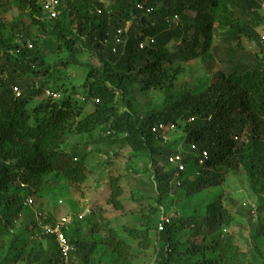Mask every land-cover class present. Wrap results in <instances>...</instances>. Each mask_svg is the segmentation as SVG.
<instances>
[{"label":"trees","instance_id":"obj_1","mask_svg":"<svg viewBox=\"0 0 264 264\" xmlns=\"http://www.w3.org/2000/svg\"><path fill=\"white\" fill-rule=\"evenodd\" d=\"M61 2L56 20L46 19L40 0H16L17 15L5 14L3 18L0 13V234H13L12 249L19 248L16 241L21 234L12 230L16 228L14 219L27 209V197L41 193L50 175L72 185L83 184L89 177L93 153L107 152L103 162L110 166L111 156H120L126 148L147 154L157 169V183L163 184L169 177L161 174L157 159L171 156L182 140L186 147L195 145L210 154L201 174L183 182L181 188L187 196L220 185L223 170L244 171L252 190L260 195L264 190V38L260 34L264 0H112L108 7L97 0ZM9 7L13 8L11 0H0V11ZM149 8L151 14L146 12ZM176 15L183 25L166 23V17ZM40 36L65 50L67 57L49 63ZM147 37L155 38V45L140 49ZM243 38L255 42L259 51L247 53ZM171 43L179 45L172 50ZM77 45L100 67L80 61ZM193 62L209 71L219 68L204 92H192L187 83L177 85ZM72 67L87 71L80 92L64 76ZM135 84L140 85V92L163 91V107L137 117L128 99ZM16 87L20 97L15 95ZM46 90L58 93L59 98H46ZM88 104L92 111L86 110ZM157 124L172 125L183 137L166 143L163 131L153 132ZM73 135L83 136L84 141L69 145ZM184 162L190 164L192 158ZM112 175L108 202L122 209L120 181ZM158 203L163 205L161 199ZM263 210L261 204L258 211ZM204 213L184 223L193 228L194 237L203 236L212 224L219 228L232 225V216L219 202L207 205ZM46 214L44 224L56 222V215ZM32 217L24 223L28 241L50 242L53 252L49 262L57 264L60 249L54 236L30 239L29 224L36 225ZM74 220L79 223L76 215ZM263 224L259 218V228ZM128 231L134 240L144 237L139 244L142 249L150 246L148 231ZM159 235V242L167 246L160 252L159 264H174L183 251L173 224L166 225ZM66 237L74 246L66 264H90L95 245L84 244L70 233ZM215 238L214 245L192 246L190 252L203 255L197 264H239L241 254L233 237L225 240L220 233ZM106 245L127 253V244L113 231ZM207 250L216 255L208 258ZM260 255L264 264V253ZM12 262L16 259L7 260Z\"/></svg>","mask_w":264,"mask_h":264},{"label":"rangeland","instance_id":"obj_2","mask_svg":"<svg viewBox=\"0 0 264 264\" xmlns=\"http://www.w3.org/2000/svg\"><path fill=\"white\" fill-rule=\"evenodd\" d=\"M8 9L1 10V16L17 15L14 11L16 0H11V6ZM13 9V10H12ZM264 16V7L261 11ZM7 18V16L5 17ZM28 22H30L28 20ZM261 37L264 38V26L260 30ZM42 43L41 48L43 55L49 63L61 60L67 57L65 50L58 49V46L45 37L40 36ZM247 53H256L259 48L255 42L242 39ZM176 43H171L172 50L175 49ZM233 47H237L234 42ZM77 48L81 50L78 59L84 63L91 62L97 68L100 64L90 53L82 50L80 45ZM186 75L177 85L187 83L192 92H204L213 81V76L218 67L209 69L199 63H192L187 66ZM65 77L70 78L68 82L73 83L78 91L85 82L87 71L83 67H72L65 71ZM128 99L134 106L136 116H145L150 110H159L163 106L164 92L156 91L150 93L140 92V85H133ZM125 107H120L124 111ZM86 110L92 111V104L86 106ZM181 131L169 134V140H178ZM99 133H96V137ZM167 137V138H168ZM83 136L73 135L69 139V145H74L83 140ZM84 141V140H83ZM179 146L175 147L176 151ZM69 149L72 146L68 147ZM107 152H101L91 155L89 165L90 173L86 182L81 185H72L64 179L55 178L50 175L46 178V183L42 187L41 193H35V208L44 213L56 215V218H63L67 214H76L78 216H89L86 220L84 217L81 222L75 223L73 216L71 223L73 228L69 230L71 236L80 240L87 245H95V251L91 255L90 264H159L160 252L167 248L165 243L159 242V225L163 219H170L174 226V235L176 241L180 244L183 252L177 254L174 264H197L203 260L202 254H193L192 246H211L214 245L215 237L221 233L222 239L232 236L236 246L240 250L241 256L238 257L239 264H262L260 253H264V224L259 228L258 222H253L248 214V208L252 205L264 204V190L260 195L256 194L248 181L244 171L232 173L223 170V180L220 185L208 190L199 192L195 196L189 197L185 189L177 188L173 185L174 168L165 166V158L159 157L158 167L164 169L162 173L168 175V182L163 184L157 183L152 160L147 154H136L129 148L122 150L118 157L111 156L112 165L103 162ZM110 155V154H107ZM108 165V167H107ZM195 164L193 169H195ZM191 169V170H193ZM119 178V187L122 189V195L119 201L122 202V209H115L110 201L111 189L109 187L110 176ZM113 176V175H112ZM263 186V184H261ZM217 197H219L217 200ZM161 199L162 206L158 201ZM64 202L58 205L59 201ZM263 200V202H262ZM220 203V206L227 210L232 216V225L228 228L212 224V227L205 230L201 237H194L193 228H188L186 220L193 216H204L207 205ZM202 204V205H201ZM61 206V207H59ZM28 208L23 212L21 218L16 220V231L21 234L18 243V249L10 247L12 236L0 234V264H8L9 258H15V263L10 264H52L49 259L52 257L50 242L28 241L24 229V223L28 222ZM89 212L88 214H86ZM164 212L166 215H163ZM11 216V211L7 213ZM27 216L26 220L24 219ZM20 219V220H19ZM264 222V218H260ZM19 222V224H17ZM71 225V226H72ZM19 226L22 229H19ZM33 224H29L31 228ZM28 227V226H27ZM26 227V228H27ZM137 229L138 232L148 231V238L151 241L147 249L140 247V242H144V237L132 239L127 230ZM117 234V239L127 244V253L116 252L106 241L110 234ZM14 234H16L14 232ZM25 234V237H24ZM14 240V244H16ZM125 253V254H124ZM207 257L212 258L216 254L212 250H207ZM57 258V257H56ZM55 258V260H56ZM57 264H65L57 259ZM55 264V263H53ZM77 264H84L78 261Z\"/></svg>","mask_w":264,"mask_h":264},{"label":"clouds","instance_id":"obj_3","mask_svg":"<svg viewBox=\"0 0 264 264\" xmlns=\"http://www.w3.org/2000/svg\"><path fill=\"white\" fill-rule=\"evenodd\" d=\"M98 2H100L101 4H103L104 6H109L110 5V3L112 2V0H97ZM40 4H41V6H42V9H43V11H44V13H45V15H46V19H49V20H56L59 16H60V14H61V11H60V9H61V6H62V2H61V0H40ZM140 9H142V7H140ZM99 14L100 13H102V11L101 10H98L97 11ZM146 12H147V14H151L152 12H153V9H147L146 10ZM166 23L167 24H169V25H171V26H175V27H177L178 25H183V21H182V19H181V17L180 16H178V15H176V16H174V17H171V18H169V17H166ZM131 27V24H128V28H130ZM128 30V29H127ZM119 34H121V31H119ZM155 45V38H153V37H147V38H145L144 40H142L141 41V43H140V49H145V48H150V47H153ZM17 88V87H16ZM18 89V88H17ZM19 90V89H18ZM14 92H15V88H14ZM20 92V91H19ZM48 93H50V94H48ZM15 95L17 96V94L15 93ZM54 95H56L57 97H55ZM21 96V92H20V95L19 96H17V97H20ZM59 94L58 93H54V92H51L50 90H46V92H45V97L46 98H49V97H53V98H59ZM82 101H84V100H82ZM194 121V119H192L191 120V122H193ZM160 124H157V125H155L154 126V128L155 127H158ZM164 126V125H163ZM165 127V126H164ZM171 127H173L172 125L170 126V127H165V132H166V134H167V137H168V135L171 133V134H175V133H177V132H179L178 130H176L175 129V127H173V128H171ZM171 128V129H170ZM181 134H180V138H182L183 136H182V132H180ZM179 138V139H180ZM178 139V140H179ZM182 141V140H181ZM181 141H179V143L177 144V145H175L174 146V148L175 147H177V146H179L178 147V149L176 150V151H173V154L174 153H177V152H180L181 154H183V156H184V154L185 153H187L188 151H190L189 149H191V148H189V146L188 147H186V143H183V142H181ZM168 142L169 143H171V142H177L176 140H174V139H171V140H169V137H168ZM173 148V149H174ZM204 151H207L208 152V154H209V151L208 150H206V149H203L202 151H200V150H198V151H196V153H197V155L199 154V153H202V152H204ZM170 157V156H169ZM168 157V158H169ZM189 157H191L192 158V162H190V164H186L184 161H183V164H184V166H185V170L184 171H180L179 169H176L174 166H170L168 163H167V160H168V158L167 159H165L164 161H165V166L166 165H168L167 167H173L174 168V173H173V176H170L171 177V179H173V185H175L177 188H181L182 187V184H183V182L186 180V179H189V180H192V179H194V178H197L200 174H201V170H202V168L204 167V165L203 166H201L200 164H199V160H198V158H200V157H195V156H188V155H186L185 157H184V160L185 159H187V158H189ZM209 157H210V154L208 155V158L206 159V160H208L209 159ZM159 159V158H158ZM158 159H157V161H158ZM205 160V161H206ZM159 163V162H158ZM195 164V166H196V168L195 169H193V165ZM191 169H193V170H191ZM159 171L161 172V174L162 175H167V174H165V173H162L163 171H164V169L163 168H161L160 167V165H159ZM170 179V178H169ZM168 182V181H167ZM21 187H25L24 185H22ZM182 189V188H181ZM28 199H32L33 200V204L31 205V206H27L26 205V203H27V200ZM60 202H62L61 200L58 202V204H57V206L58 205H63V203L64 202H62V203H60ZM261 205V204H260ZM260 205H259V207H260ZM25 207L26 208H28V209H30L31 211H30V216H33L32 218H33V221H35V227H34V225L33 226H31V228H30V231L32 232V236H31V240H42V239H45V238H48V237H52V236H41V226H40V223L42 224V226H55L56 225V223L58 222V221H60L62 218H56V222L55 223H47V224H44V222H45V219L47 218V214L46 213H44V212H42V211H40L38 208H35V199L33 198V194L32 195H30V196H28L27 197V199H26V201H25ZM59 207H61V206H59ZM249 209V208H248ZM264 211V210H263ZM263 211H261L260 213H262ZM32 214V215H31ZM38 214H41V217H39L38 216ZM76 215V214H75ZM74 214H67V216H69L71 219H72V216L74 217L75 216ZM163 215H166V213L164 212V214ZM67 216H65V217H67ZM77 216V218L79 217L78 215H76ZM87 217H89V216H86L85 218H84V220L87 218ZM262 216H260L259 218H261ZM262 218H264V217H262ZM79 219V218H78ZM20 220V219H19ZM82 220V219H81ZM81 220L79 219V221L81 222ZM167 220L169 221V222H167ZM256 222H258V221H256ZM161 223H164L165 224V227H166V225H171L172 223H171V221H170V219H163V221H161ZM160 223V224H161ZM17 224H19V222L17 223ZM72 225V224H71ZM19 228H20V226H19ZM165 229V228H164ZM16 228H14V230H12V233H14V232H16ZM25 230L27 231V229L25 228ZM70 230V229H69ZM29 232V231H28ZM158 233H160V232H162V231H157ZM27 233V232H26ZM66 233H69V231H67ZM29 234H30V232H29ZM13 234H11L10 236H12ZM27 235H28V233H27ZM29 236V235H28ZM59 259H60V261H61V257L59 256Z\"/></svg>","mask_w":264,"mask_h":264},{"label":"built area","instance_id":"obj_4","mask_svg":"<svg viewBox=\"0 0 264 264\" xmlns=\"http://www.w3.org/2000/svg\"><path fill=\"white\" fill-rule=\"evenodd\" d=\"M15 93L17 94V96L20 95V92L17 88H15ZM50 94V93H48ZM55 97H57L56 95H54ZM173 128V127H171ZM170 128V129H171ZM165 127L163 125H159L158 127H155L153 129V132H160L163 131V138L165 140V142H168V138H167V134L164 131ZM196 151H198V148L195 145L191 146L190 151H188L187 153L181 154L180 152L174 153L172 154L168 160L167 163L170 166H174L176 169H179L180 171H184L185 170V166L183 164L184 161V157L186 155L188 156H197L200 157L198 158L199 160V164L201 166H203L205 164V160L208 158V152L204 151L202 153H199L197 155ZM62 203V202H60ZM33 204V200L32 199H28L26 205L27 206H31ZM259 205H252L249 210H250V216L253 222L258 221L259 217L262 216L264 217V211L262 213H260L258 211ZM89 212H87L86 214H88ZM39 217H41V214H38ZM84 217L86 215H83ZM83 216H79L78 218L81 220L83 218ZM71 218L69 216L67 217H63L60 221H58L56 223L55 226H42V224L40 223L41 226V236H54L56 238V242L59 245V249H60V257H61V261H63L65 264L68 263L69 260V254L71 251L74 250V246L69 242V240L66 237V232L69 231L70 226H71ZM167 222H169L167 220ZM165 228V224L161 223L159 225V231H163Z\"/></svg>","mask_w":264,"mask_h":264}]
</instances>
